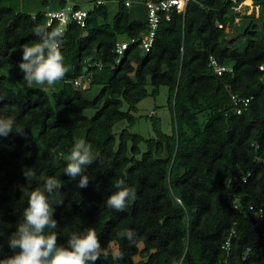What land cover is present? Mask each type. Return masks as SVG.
<instances>
[{
  "label": "trees",
  "instance_id": "obj_1",
  "mask_svg": "<svg viewBox=\"0 0 264 264\" xmlns=\"http://www.w3.org/2000/svg\"><path fill=\"white\" fill-rule=\"evenodd\" d=\"M108 1L90 9L86 27L63 31L67 72L48 88L29 86L18 65L21 47L41 42L35 29L58 25L47 26L46 11L0 8V117L15 121L0 137V259L13 255L8 240L28 206L22 188L55 177L63 203L49 197L57 227L45 232L67 246L73 232L93 228L108 255L89 264H264V0H249L250 14L235 9L248 0H190L185 12L161 20L149 51L137 40L121 56L119 41L149 30V10L145 0H110L117 4L111 16ZM212 59L228 70L218 73ZM6 68L14 78L1 73ZM85 73L89 87H75ZM94 85L101 88L88 98ZM162 86L172 132L154 111L153 136L132 131L140 101ZM122 121L128 125L115 133ZM80 134L96 156L85 166L84 188L80 176L63 173ZM121 180L135 198L117 211L106 201Z\"/></svg>",
  "mask_w": 264,
  "mask_h": 264
},
{
  "label": "clouds",
  "instance_id": "obj_2",
  "mask_svg": "<svg viewBox=\"0 0 264 264\" xmlns=\"http://www.w3.org/2000/svg\"><path fill=\"white\" fill-rule=\"evenodd\" d=\"M50 15L62 16L63 14ZM35 32L41 42L21 47L22 59L18 67L29 86L33 83L40 85L47 83L52 86L63 79L67 72L63 63L64 57L60 51L63 30L57 28L48 32L38 27ZM14 125V119L0 117V137H7L12 133ZM16 132L24 134L22 128H18ZM95 159L96 156L90 145L84 141L77 142L71 148L69 162L63 169V173L71 178L80 176L77 186L87 187L89 178L82 174L85 173V166L90 165ZM123 183L122 180L115 183L114 187L117 191L112 193L106 201L109 208L123 210L129 198H135V192L130 188L122 187ZM61 187V182L55 177H48L42 187H37L30 192L26 187L22 188L23 193L28 195V206L24 209L23 221L17 225L16 231L8 240V247L13 250V255L0 259V264H89V262H96L101 253L107 257L108 252L101 249L93 228H87L82 233L73 232L67 246L57 244L55 233L45 232V229L57 227L49 197L55 196L57 204L63 203L61 194L53 191Z\"/></svg>",
  "mask_w": 264,
  "mask_h": 264
},
{
  "label": "rangeland",
  "instance_id": "obj_3",
  "mask_svg": "<svg viewBox=\"0 0 264 264\" xmlns=\"http://www.w3.org/2000/svg\"><path fill=\"white\" fill-rule=\"evenodd\" d=\"M68 4H79L81 8L90 10L94 7L93 0H66ZM61 0H0V8L2 7H10L17 11L28 12L32 14H36L39 11H50L56 10L60 8ZM108 6L111 11V16L115 14L117 11V4L115 1H108ZM251 4V5H250ZM237 11L250 14L254 10V4L249 0L242 2L239 6L235 8ZM256 18H259V13L257 12ZM226 31H230V27H227ZM233 31V29H232ZM235 34H229V39H234ZM123 40H127L126 37L122 38ZM1 73H6L9 77L14 78V72L11 68L2 69ZM50 87L46 85V88ZM101 86L94 85L90 89L85 91V94L88 98H93L100 90ZM151 90V86L149 87ZM168 95L169 88L167 86H162L160 88V93L158 96H148L138 104V109L134 113L136 116V121L134 125H132L131 129L134 132L140 133L145 137H150L154 135V131L152 128V119L150 118L151 112H155V117L159 118L161 126L163 130L167 133H171L173 130V116L172 112L168 105ZM126 108V107H125ZM94 110H86L85 113L88 116H92L94 114ZM128 125L127 121H122L115 125L114 132L119 133L124 127ZM83 135H77L76 141H83ZM142 149L145 150L146 147L142 145ZM139 257L137 256L136 261H139Z\"/></svg>",
  "mask_w": 264,
  "mask_h": 264
},
{
  "label": "built area",
  "instance_id": "obj_4",
  "mask_svg": "<svg viewBox=\"0 0 264 264\" xmlns=\"http://www.w3.org/2000/svg\"><path fill=\"white\" fill-rule=\"evenodd\" d=\"M94 6H99L105 3L106 0H93ZM190 0H145L146 5L148 7L149 13V30L143 35L142 38L133 39L132 41H119L116 45V52L118 55H123L124 51L128 48L131 42H135L140 40L142 48L147 52L152 48V45L155 42L157 29L159 24L163 18L170 20L172 14L174 12H185L187 5ZM130 4V1H127V5ZM90 10L84 8H77L76 4H67L66 6L56 9L50 10L46 13L47 16V26H52L54 24L58 25V28L66 31L68 26L72 23L79 25L80 27H86L87 18L89 16ZM63 14L59 15H50V14ZM242 13V12H240ZM219 27H223L221 23L218 24ZM120 61V59H118ZM212 64L215 66V70L218 73H222L227 71L228 69L224 66H221L217 63L215 59H212ZM100 68L102 67V62H97ZM261 70H264V64L260 66ZM231 70V69H229ZM91 82V77L88 73L82 74L81 76L76 77L73 80L74 86L77 88L86 89L89 87ZM235 98V96H234ZM240 101L244 102L245 105L249 102V99H240ZM241 112V108L238 109V113ZM225 250L229 256L232 247L231 240L228 239L226 244L224 245ZM218 264H233L230 262L229 258H225L220 261Z\"/></svg>",
  "mask_w": 264,
  "mask_h": 264
},
{
  "label": "water",
  "instance_id": "obj_5",
  "mask_svg": "<svg viewBox=\"0 0 264 264\" xmlns=\"http://www.w3.org/2000/svg\"><path fill=\"white\" fill-rule=\"evenodd\" d=\"M131 200H133V198Z\"/></svg>",
  "mask_w": 264,
  "mask_h": 264
},
{
  "label": "bare ground",
  "instance_id": "obj_6",
  "mask_svg": "<svg viewBox=\"0 0 264 264\" xmlns=\"http://www.w3.org/2000/svg\"><path fill=\"white\" fill-rule=\"evenodd\" d=\"M251 5V4H250Z\"/></svg>",
  "mask_w": 264,
  "mask_h": 264
}]
</instances>
